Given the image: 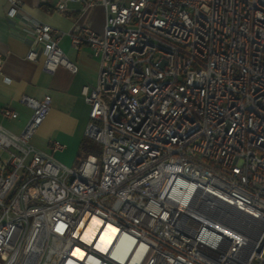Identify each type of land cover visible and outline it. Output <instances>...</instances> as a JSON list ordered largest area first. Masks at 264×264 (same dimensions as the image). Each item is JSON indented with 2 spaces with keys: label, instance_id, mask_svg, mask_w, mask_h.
Masks as SVG:
<instances>
[{
  "label": "built area",
  "instance_id": "2783aa9c",
  "mask_svg": "<svg viewBox=\"0 0 264 264\" xmlns=\"http://www.w3.org/2000/svg\"><path fill=\"white\" fill-rule=\"evenodd\" d=\"M78 1L104 10L69 33L99 58L81 87L99 152L34 146L51 97L21 95V130L0 124V264H264V0ZM31 32L46 71L76 70L58 30Z\"/></svg>",
  "mask_w": 264,
  "mask_h": 264
},
{
  "label": "crops",
  "instance_id": "0c3cea01",
  "mask_svg": "<svg viewBox=\"0 0 264 264\" xmlns=\"http://www.w3.org/2000/svg\"><path fill=\"white\" fill-rule=\"evenodd\" d=\"M57 0H20V8L13 16H7V0H0V124L12 132H19L30 115V108L20 97L22 94L42 98L49 94L50 106L43 121L30 142L37 148L51 153L55 160L73 165L91 153L81 146L88 119V105L81 87L96 82L99 58L91 54L86 43L74 46L70 32L75 24H88L102 31L104 10L101 5H89L82 9L78 0L66 1V10L55 8ZM34 22L50 24L61 35L58 45L65 56L76 65L75 71L58 66L48 72L42 66L41 46L31 32ZM34 48L36 60L25 57ZM10 106L18 113L15 118L4 117L1 109ZM57 139L65 146L52 150L51 142Z\"/></svg>",
  "mask_w": 264,
  "mask_h": 264
},
{
  "label": "trees",
  "instance_id": "16d2710c",
  "mask_svg": "<svg viewBox=\"0 0 264 264\" xmlns=\"http://www.w3.org/2000/svg\"><path fill=\"white\" fill-rule=\"evenodd\" d=\"M81 146H82L84 149H86V150H88V151H90V152H94V153H98V152H99V150H98V148L96 147V145L94 144V142H93L91 139L87 138V137H85V138L82 140Z\"/></svg>",
  "mask_w": 264,
  "mask_h": 264
}]
</instances>
